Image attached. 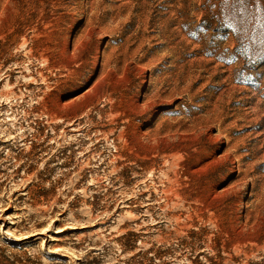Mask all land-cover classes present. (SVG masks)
Wrapping results in <instances>:
<instances>
[{
	"label": "rangeland",
	"instance_id": "obj_1",
	"mask_svg": "<svg viewBox=\"0 0 264 264\" xmlns=\"http://www.w3.org/2000/svg\"><path fill=\"white\" fill-rule=\"evenodd\" d=\"M68 3L0 0V264H264V0Z\"/></svg>",
	"mask_w": 264,
	"mask_h": 264
},
{
	"label": "bare ground",
	"instance_id": "obj_2",
	"mask_svg": "<svg viewBox=\"0 0 264 264\" xmlns=\"http://www.w3.org/2000/svg\"><path fill=\"white\" fill-rule=\"evenodd\" d=\"M69 1V6L67 7V8H69L70 7V5L72 4V0H68ZM180 12L183 14V19H182V23H184L185 22V14H186V10H185V5H181V7H180ZM32 21V16H30V17H27V19L25 20V22H24V24H28V23H30ZM235 146H239V144H235ZM24 238H27V237H24Z\"/></svg>",
	"mask_w": 264,
	"mask_h": 264
}]
</instances>
